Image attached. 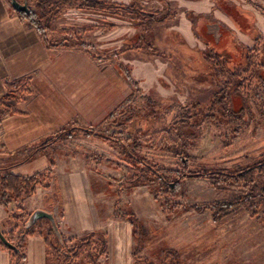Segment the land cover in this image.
Segmentation results:
<instances>
[{"label": "rangeland", "instance_id": "374dc122", "mask_svg": "<svg viewBox=\"0 0 264 264\" xmlns=\"http://www.w3.org/2000/svg\"><path fill=\"white\" fill-rule=\"evenodd\" d=\"M26 1L37 9L36 0ZM105 1L129 9L65 5L46 33L52 42L87 47L105 65L120 67L130 83L128 99L104 123L67 126L108 150L91 155L103 159L98 173L107 182L97 195L104 214L144 227L127 262L119 264H264L260 188L199 174L202 168L234 172L264 160V28L240 42L215 12L190 8L191 0ZM213 1L229 13L237 4ZM246 1L264 14V0ZM234 200L238 206L219 220L205 207ZM20 201L12 199L10 209L3 203L8 212L0 216L14 244L24 242L32 214ZM48 227L43 219L37 229ZM104 235L98 233L78 259L51 258L50 264H108ZM77 239L68 242L63 234L64 252L81 244Z\"/></svg>", "mask_w": 264, "mask_h": 264}, {"label": "crops", "instance_id": "0c3cea01", "mask_svg": "<svg viewBox=\"0 0 264 264\" xmlns=\"http://www.w3.org/2000/svg\"><path fill=\"white\" fill-rule=\"evenodd\" d=\"M241 1L231 3L230 13L212 0L188 4L204 14L215 12L219 22L247 43L258 28L263 30L264 14ZM19 12L9 0H0V173L30 176L53 165L50 187L38 186L20 201L21 207L26 212L53 213L68 242L92 232L104 233L108 264L127 262L136 242L134 226L104 214L99 203L104 200L97 195L98 185L107 181L98 173L103 159L91 155L108 150L84 134L39 151L31 148L72 123L92 127L104 123L128 99L130 83L120 67L105 65L87 47L65 42L49 46ZM17 80L27 91L4 99L6 83ZM8 206L0 203V216L7 214ZM23 249V264H47L48 247L41 233L26 237ZM12 260V252L0 245V264H12Z\"/></svg>", "mask_w": 264, "mask_h": 264}, {"label": "trees", "instance_id": "16d2710c", "mask_svg": "<svg viewBox=\"0 0 264 264\" xmlns=\"http://www.w3.org/2000/svg\"><path fill=\"white\" fill-rule=\"evenodd\" d=\"M81 2V5L92 6V7H106V8H124L125 10L129 9L128 6L117 3V2H107L105 0H36V10H31L30 13L20 11L19 14L21 18L28 22L30 25L35 27L44 41L49 46L60 45L64 42L61 40H57L52 42L49 40V36L46 33L47 30L51 27L52 21L56 16V12L61 10L65 5H73L75 3ZM128 11V10H127ZM155 23V19L153 16H150L149 26H153ZM80 45L86 46L84 42H80ZM129 79V77H127ZM20 80L7 82V95L4 99L9 97L18 98L23 92L27 91L25 86L21 84ZM116 112H114L111 116H113ZM76 126L71 125L70 127H64L59 133L54 136H51L41 143L35 144L32 146L33 151H39L42 148H47L49 146H53L55 143L63 140L65 138H70L75 136ZM90 134V133H87ZM33 154L30 155L32 157ZM199 174H205L207 177H213L216 181H220L221 178L232 180L235 182H247L253 185V189L260 188V192L264 195V180L259 181L257 183L260 176H264V160L259 162L258 164L248 165L245 167H240L234 172H230L225 169H207L202 168ZM53 175V165L48 167L45 171L36 173L34 175L26 176L21 174H14L11 172H6L0 175V203H4L8 205L12 199L18 201L22 200L25 197L33 195L36 192L38 186L42 185L48 187L52 180ZM239 200L234 201H226V202H215V203H207L205 207L210 208L213 212V216L215 220L221 219L224 215H226L233 208L238 206ZM45 219L49 227L46 230H38L37 227L40 225L41 221ZM38 220L32 226L24 225V231L22 232V238H26L28 236L34 235L37 232L44 235L48 247L47 251V264H50L51 258L54 260L60 261L61 259L76 260L80 257L82 251L81 249L85 246H89L92 239L96 237L98 233L92 232L87 234L80 239H77L81 244L77 242V246L72 251H65L64 247L67 245L66 240L61 241L60 237L57 235L55 229L51 225V222L43 218ZM132 224L134 226V234L136 236V241H139L141 233H143L144 227L137 220H132ZM63 236V234L61 233ZM10 240V239H9ZM11 241V240H10ZM103 251L107 250V238L104 235L103 239ZM0 245L9 249L13 254L12 264H23L22 261L26 259V255L23 249V243H17L19 250H14L7 247L0 239ZM68 262V261H67Z\"/></svg>", "mask_w": 264, "mask_h": 264}, {"label": "water", "instance_id": "95a60500", "mask_svg": "<svg viewBox=\"0 0 264 264\" xmlns=\"http://www.w3.org/2000/svg\"><path fill=\"white\" fill-rule=\"evenodd\" d=\"M11 4L17 11H24L27 13L31 12V9H30L28 2L26 0L24 3L20 2L19 0H11ZM42 218H46V219L51 221L53 228L55 229L57 235L61 239L62 235H61V231L59 229L58 223L56 221V217L53 213H51L49 211H46L43 209L34 210L31 214L28 222H27V226H32L33 224H35L38 220H40ZM0 239L7 247L14 249V250H19L18 246L6 237V235L4 234V232L1 229V225H0Z\"/></svg>", "mask_w": 264, "mask_h": 264}]
</instances>
